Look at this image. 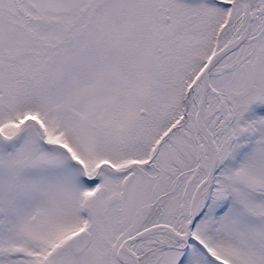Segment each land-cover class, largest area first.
<instances>
[{"label":"snow or ice","instance_id":"obj_1","mask_svg":"<svg viewBox=\"0 0 264 264\" xmlns=\"http://www.w3.org/2000/svg\"><path fill=\"white\" fill-rule=\"evenodd\" d=\"M0 264H264V0H0Z\"/></svg>","mask_w":264,"mask_h":264}]
</instances>
